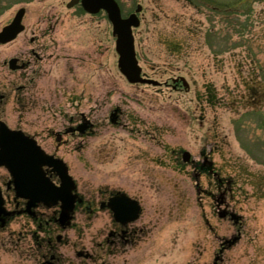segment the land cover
Masks as SVG:
<instances>
[{
	"label": "rangeland",
	"instance_id": "rangeland-1",
	"mask_svg": "<svg viewBox=\"0 0 264 264\" xmlns=\"http://www.w3.org/2000/svg\"><path fill=\"white\" fill-rule=\"evenodd\" d=\"M70 1L0 0V31L26 10L25 31L0 46L3 118L47 152L59 149L85 199L98 204L106 190L140 202L131 243L104 259L264 264V0H116L125 18L142 7L135 49L158 87L130 84L107 14L67 8ZM33 50L53 71L45 67L28 92H17L19 77L5 63L37 61ZM81 113L96 124L92 135L65 136L59 147L55 136ZM96 211H79L61 233L64 264H103L98 246L111 215ZM38 213L47 219L52 211ZM37 226L22 216L0 228V264H36Z\"/></svg>",
	"mask_w": 264,
	"mask_h": 264
},
{
	"label": "water",
	"instance_id": "water-1",
	"mask_svg": "<svg viewBox=\"0 0 264 264\" xmlns=\"http://www.w3.org/2000/svg\"><path fill=\"white\" fill-rule=\"evenodd\" d=\"M77 3L79 0H73L68 7L71 8ZM81 5L91 14H97L101 10L107 12L108 19L113 26V35L116 37L118 67L128 82L157 85L156 82L142 77V69L136 58L133 28L140 25L138 17L133 14L128 19H123L116 0H81ZM140 11L139 6L136 12ZM24 14L25 10L21 9L12 24L3 29L0 33V43L11 42L24 30L22 25ZM184 85L188 86L185 81ZM183 158L185 162H189L190 154L184 153ZM0 166H5L14 177L17 196L30 200L29 210L40 202L47 207L61 202L63 221L69 222L77 196L73 194L75 184L68 174V168L64 163L47 156L34 140L20 131L9 130L3 123L0 124ZM43 166L51 167L57 172L62 182L60 188L54 187L46 179ZM109 207L114 211L116 220L122 224L133 222L139 217L140 207L137 202L125 195L111 199ZM2 215L6 214L0 191V216Z\"/></svg>",
	"mask_w": 264,
	"mask_h": 264
},
{
	"label": "flooded vegetation",
	"instance_id": "flooded-vegetation-1",
	"mask_svg": "<svg viewBox=\"0 0 264 264\" xmlns=\"http://www.w3.org/2000/svg\"><path fill=\"white\" fill-rule=\"evenodd\" d=\"M18 37L7 44L0 43V46L12 44L18 39ZM37 41L38 40L36 39V37H32L30 39L31 44H36ZM41 42L43 43V40ZM43 46L44 45H40V49H38L39 53L42 51ZM32 52L33 55L35 54L36 58L38 59L37 61L34 60L23 61L18 57H13L5 63L10 73H12L13 75H18L19 77L18 79L20 80V83H17V89H16L17 92L20 93L28 92L29 90L27 88V85L32 83L33 81L37 82L44 73L43 70L45 67L47 68L45 70L47 74L48 73L50 74L53 71V64H51V61L49 59L46 60L41 59V57L38 56L39 55L38 52H36L35 50H33ZM43 60L48 61V64L46 62H43ZM14 62L16 63L13 64ZM23 79L26 81L25 83L21 82ZM6 101H7V96L0 89V124L3 123L9 129H13L8 125V123L3 118ZM113 112L110 114L109 120L110 121L112 120L114 121L113 123H116L121 116V112L117 111L114 114V116H111ZM68 121L69 122L67 124L66 129L63 130L61 133H57V135L55 136L56 139L55 141L59 147H61L63 143L62 138H64L65 136L80 137L83 139L86 136L92 135V132L96 127V124L91 122L90 118L84 113H81L79 116L71 118ZM13 130L23 131L21 129H13ZM29 136L34 140H36L37 143L40 145L36 137L32 135ZM58 150L59 149H57L53 153L47 152L46 150L45 151L50 156L63 159L59 156ZM43 170L45 172V176L49 178L53 184H55L56 186L60 185L61 182L60 178L58 177V174L53 171V169L45 166L43 167ZM0 189L3 194L4 206L7 210V215L2 217L3 221H5L6 224L8 223L10 224L16 218L22 216L28 217L33 223L38 224L37 228L39 229V232L35 233L33 237L34 243L36 244V249L34 254L36 264H64V257L62 255H59V249L63 244V240H64L63 235L61 233L65 231L61 219L62 218L61 206L58 205L54 208L46 209L43 206V204H38L34 209V211H29L28 210L29 201L26 199H22L16 195L15 180L11 176L9 171L4 167L0 168ZM76 193H78L79 196L76 205V212H75L76 214L79 211H81L87 213L89 216L92 214L95 215L96 213H98V211H96L98 208L100 212L107 211L111 215L110 230L107 232V235H104L102 237V240L100 241L98 246L104 253V255L101 254V256H103L102 257L103 264H111L104 259L106 257L105 254L106 253L108 254L107 257H111L115 255L118 249H121L122 246L126 247L131 243V238H133L134 236L133 234L137 232L135 230H132L131 228L132 224L122 225L116 222L112 212L109 210L108 201L114 194H116V192H111L108 194L106 193V190L105 191L101 190L99 192L100 194H99L98 204L94 203L93 201L85 199L82 195L79 194L78 191H76ZM7 205L12 206L13 209L12 210L8 209ZM41 209L52 211V214L49 216V218L46 217L47 219H45V216H40L38 213ZM38 234H40L41 237ZM76 256L80 259L91 258V255H89L87 252L84 251L76 252Z\"/></svg>",
	"mask_w": 264,
	"mask_h": 264
}]
</instances>
